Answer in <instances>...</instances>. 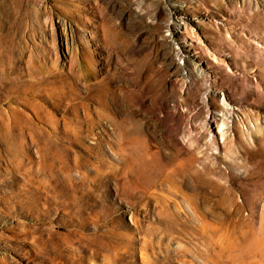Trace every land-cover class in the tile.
Returning <instances> with one entry per match:
<instances>
[{"label":"rangeland","instance_id":"1","mask_svg":"<svg viewBox=\"0 0 264 264\" xmlns=\"http://www.w3.org/2000/svg\"><path fill=\"white\" fill-rule=\"evenodd\" d=\"M216 61L264 81V0H0V264H264V111L207 104Z\"/></svg>","mask_w":264,"mask_h":264},{"label":"bare ground","instance_id":"2","mask_svg":"<svg viewBox=\"0 0 264 264\" xmlns=\"http://www.w3.org/2000/svg\"><path fill=\"white\" fill-rule=\"evenodd\" d=\"M262 26V22L258 18L257 13H253L249 16V22L248 27L250 32L253 35H258L257 29ZM18 46L20 43L17 41V38H15ZM25 42L22 41L21 44ZM259 44V43H258ZM40 47L38 40V35L32 36V39L29 42H26L24 46L21 45L20 51H19V62L22 65H25L27 62H32L33 64L40 65L41 59H39L40 55ZM218 62V63H217ZM254 65V63H253ZM215 70H217V75L214 78L213 84H211V88L208 91L207 95V104L212 105L215 108H219L224 111V115H227L228 111L232 109V107L228 104H226L228 100V96H240L242 100L251 102L250 106L253 108H259L264 111V88L263 90L260 89L261 85L264 87V81L260 80L256 76H243L245 74H248L247 70L249 67H244L241 65L240 70L242 71L240 74H237L236 76L229 73L226 69V66L223 64H220L219 61H216L213 65ZM264 68V67H263ZM7 68H2L3 71H5ZM185 75H187V78L189 79L188 84V90H187V96L192 97H198L201 91L204 90L203 82L207 80V75H203L201 77H197L194 72V68L192 69H186ZM232 67V71H233ZM259 70V69H258ZM260 73V70H259ZM255 77L257 79H255ZM255 79V81H254ZM182 78L180 79V81ZM253 85V86H252ZM221 87H227L228 89V95L221 92V95L224 100L223 105H217L214 103V100H217L216 92ZM234 110V109H233ZM237 110H240L241 113H247L246 110H244L242 107L237 108ZM215 115V114H214ZM236 121H233L235 123ZM238 132H241L240 127H237ZM236 129V130H237ZM134 139L138 143L139 141L142 143L144 139L142 138L144 136L145 130L143 131L141 126H137L134 128ZM256 131L255 133H257ZM127 133L125 134V136ZM124 136V138H125ZM235 141H242L241 135L238 133H235ZM139 149V148H137ZM7 260H4L6 262Z\"/></svg>","mask_w":264,"mask_h":264}]
</instances>
